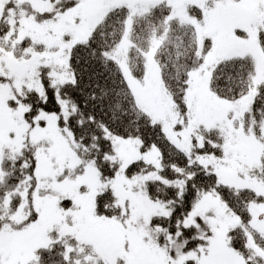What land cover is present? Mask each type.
I'll return each mask as SVG.
<instances>
[{
	"label": "snow or ice",
	"instance_id": "6c2138e0",
	"mask_svg": "<svg viewBox=\"0 0 264 264\" xmlns=\"http://www.w3.org/2000/svg\"><path fill=\"white\" fill-rule=\"evenodd\" d=\"M0 264H264V0H0Z\"/></svg>",
	"mask_w": 264,
	"mask_h": 264
}]
</instances>
